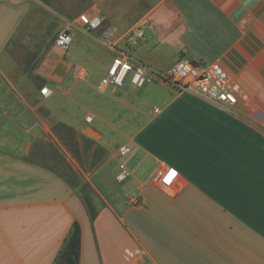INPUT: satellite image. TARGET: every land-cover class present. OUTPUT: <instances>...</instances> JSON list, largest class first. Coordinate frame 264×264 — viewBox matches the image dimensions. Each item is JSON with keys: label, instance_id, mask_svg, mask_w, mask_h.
<instances>
[{"label": "crops", "instance_id": "1", "mask_svg": "<svg viewBox=\"0 0 264 264\" xmlns=\"http://www.w3.org/2000/svg\"><path fill=\"white\" fill-rule=\"evenodd\" d=\"M114 2L117 9L98 2L84 10L102 12L103 26L73 30L65 52L53 45L57 55L40 72L43 84L27 89L9 44L33 1L0 0V264H58L75 220L79 264H264V0ZM137 24L144 37L130 44L124 34ZM109 25L117 46L135 61L156 69L179 56L216 62L241 95L219 108L162 81L99 88L115 54L100 36ZM71 75L97 99L124 103L142 121L120 144L130 148L123 157L128 178L116 180L118 150L84 172L94 189V218L63 171L70 152L53 127L54 93ZM43 87L49 95L40 93ZM98 107L84 109L81 130L94 140L111 127ZM166 166L178 172L163 187L156 176ZM112 176L120 185L107 184Z\"/></svg>", "mask_w": 264, "mask_h": 264}, {"label": "rangeland", "instance_id": "2", "mask_svg": "<svg viewBox=\"0 0 264 264\" xmlns=\"http://www.w3.org/2000/svg\"><path fill=\"white\" fill-rule=\"evenodd\" d=\"M33 10L27 17L20 31L9 44V50L15 63L21 68L23 80L40 88L44 82L41 73L45 66L57 55L53 49V40L64 26V19H71L86 9H92L95 4L114 7V0H32ZM125 5L126 0H121ZM97 9V8H96ZM137 7L129 8L130 12ZM73 45V43H72ZM71 45V46H72ZM96 77H93L95 79ZM65 85L54 93L53 127L61 133L62 143L69 150L70 160L63 171L69 175L71 184L82 193L85 202L94 193L92 185L84 181V172L91 167L106 162L112 152H116L128 138L129 132L139 128L142 121L137 119L131 108L124 103L111 100L109 97L100 99L94 95V89L73 79V76L63 78ZM63 83V84H64ZM73 86L68 92L64 87ZM68 94L61 95V91ZM84 95H86L84 97ZM96 98V100H95ZM98 105L106 121L110 123L99 140L88 138L82 133L85 108L95 111ZM112 164L108 162V168ZM82 169L79 170L80 168ZM109 178L110 171H108ZM112 176V184L117 183ZM120 185V184H119Z\"/></svg>", "mask_w": 264, "mask_h": 264}, {"label": "built area", "instance_id": "3", "mask_svg": "<svg viewBox=\"0 0 264 264\" xmlns=\"http://www.w3.org/2000/svg\"><path fill=\"white\" fill-rule=\"evenodd\" d=\"M106 20L102 12L82 11L76 17V21L68 23L55 36L53 45L60 51H67L73 43V30H80L85 33L100 29ZM115 27L107 26L100 33L102 43L110 50L114 51V56L102 76L99 88L107 87L119 88L128 82L134 88H142L144 85L162 81L180 92H185L199 96L215 107H227L235 104L241 95L240 85L235 81L233 75L226 71L219 63H205L193 61L189 58L179 56L168 68L156 69L149 64L135 61L127 49L117 46L114 39ZM128 43H137L144 37L142 24H137L132 31L124 34ZM44 96L49 95L48 87L40 89ZM154 113L160 111L159 107L153 108ZM92 114L86 116V121H90ZM130 151L126 144L118 148V172L116 180L124 181L130 175V170L125 164L123 157ZM174 167L166 166L156 176L161 186H170L177 176Z\"/></svg>", "mask_w": 264, "mask_h": 264}, {"label": "trees", "instance_id": "4", "mask_svg": "<svg viewBox=\"0 0 264 264\" xmlns=\"http://www.w3.org/2000/svg\"><path fill=\"white\" fill-rule=\"evenodd\" d=\"M91 218H94L95 212L90 204H87ZM81 244V227L78 221H73L71 230L64 239L63 246L56 256L58 264H79Z\"/></svg>", "mask_w": 264, "mask_h": 264}]
</instances>
